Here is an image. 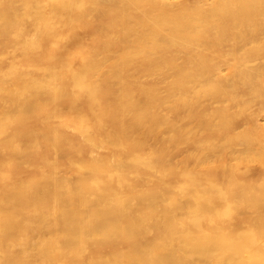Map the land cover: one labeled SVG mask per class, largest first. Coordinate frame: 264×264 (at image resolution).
I'll return each mask as SVG.
<instances>
[{"label":"bare ground","instance_id":"6f19581e","mask_svg":"<svg viewBox=\"0 0 264 264\" xmlns=\"http://www.w3.org/2000/svg\"><path fill=\"white\" fill-rule=\"evenodd\" d=\"M0 264H264V0H0Z\"/></svg>","mask_w":264,"mask_h":264},{"label":"rangeland","instance_id":"374dc122","mask_svg":"<svg viewBox=\"0 0 264 264\" xmlns=\"http://www.w3.org/2000/svg\"><path fill=\"white\" fill-rule=\"evenodd\" d=\"M69 42L72 43V39H71V40H68L67 45H70V44H71V43H69ZM9 63H11V64H10L11 66L9 65ZM9 63H7L8 65H7V64H4L3 66H4L5 68H10V67H12V65H15L16 62H15V60H14V61L12 60V61H10ZM3 66H2V67H3ZM9 66H10V67H9ZM4 67H3V68H4ZM38 157H39V156L37 155V157L35 158V161L40 162L41 160H40V158H38ZM37 158H38L39 160H38ZM176 159H177V158H176ZM174 160H175V158H174ZM176 161H177V160H176ZM38 162H36V163H38ZM38 164H40V163H38ZM57 164H59V163H57Z\"/></svg>","mask_w":264,"mask_h":264}]
</instances>
